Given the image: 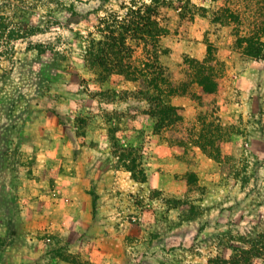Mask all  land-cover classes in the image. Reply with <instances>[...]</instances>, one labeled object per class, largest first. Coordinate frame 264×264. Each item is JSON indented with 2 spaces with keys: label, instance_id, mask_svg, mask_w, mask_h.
Listing matches in <instances>:
<instances>
[{
  "label": "rangeland",
  "instance_id": "obj_1",
  "mask_svg": "<svg viewBox=\"0 0 264 264\" xmlns=\"http://www.w3.org/2000/svg\"><path fill=\"white\" fill-rule=\"evenodd\" d=\"M257 8L0 0V264H211L264 234V53L235 30ZM154 96L183 120L160 131Z\"/></svg>",
  "mask_w": 264,
  "mask_h": 264
},
{
  "label": "trees",
  "instance_id": "obj_2",
  "mask_svg": "<svg viewBox=\"0 0 264 264\" xmlns=\"http://www.w3.org/2000/svg\"><path fill=\"white\" fill-rule=\"evenodd\" d=\"M256 4L259 6V8H257L258 10H256L255 14L249 16L254 19L252 21L253 28L246 34L241 33L239 26H237L235 30L237 42L239 46L244 48L245 53L254 57H260L264 53V0H256ZM188 8H190L191 18L194 17L196 13L193 11L194 8L196 9L200 7L196 4H191ZM187 9H185V11H187ZM180 14L185 15V12H180ZM242 18L243 15L241 13L231 8V6L225 5L217 10L214 20L222 23H230V21L233 20L237 22L238 25H242ZM204 64V61L198 63L196 68L199 69L196 72V80L202 86L203 90L208 92L215 91L214 87H216L215 85L218 83L216 76L212 75V73H207ZM132 72L134 71L128 73ZM136 72L139 73L138 70ZM164 72L165 69L161 65L159 68V76H163ZM165 79L167 82V88H163L162 86L156 87H158L162 93L166 92L170 86V95L175 94L178 90L173 89L170 79ZM153 100H157V97L154 96ZM179 109L180 106L174 103L165 102L160 98L157 100V103L153 105L150 112L155 117L157 128L161 131L169 126H173L176 122L183 120V115L180 113ZM133 162L135 163V159L131 160V163ZM127 167L133 171L135 178H137L136 167L134 164L132 166L127 165ZM248 241L251 243L250 246L235 247L229 257L216 256L211 259V264H257L258 261H260L261 264H264V234L261 233L257 239H250Z\"/></svg>",
  "mask_w": 264,
  "mask_h": 264
}]
</instances>
